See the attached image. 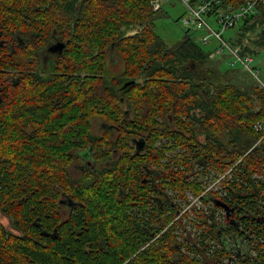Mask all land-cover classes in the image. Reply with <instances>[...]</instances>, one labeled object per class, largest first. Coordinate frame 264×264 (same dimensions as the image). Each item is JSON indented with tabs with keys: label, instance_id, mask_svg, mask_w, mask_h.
Here are the masks:
<instances>
[{
	"label": "trees",
	"instance_id": "16d2710c",
	"mask_svg": "<svg viewBox=\"0 0 264 264\" xmlns=\"http://www.w3.org/2000/svg\"><path fill=\"white\" fill-rule=\"evenodd\" d=\"M160 10L152 0H0V264H224L212 213L194 206L203 229L193 237L176 219L217 178L209 192L258 227L264 264V86L238 82L196 30L169 44ZM241 23L226 38L253 54L245 42L259 27L253 42L264 45V4ZM57 40L62 53L43 65L40 50ZM113 57L122 67L111 74ZM81 149L102 161L87 176L71 170Z\"/></svg>",
	"mask_w": 264,
	"mask_h": 264
},
{
	"label": "flooded vegetation",
	"instance_id": "af4514ba",
	"mask_svg": "<svg viewBox=\"0 0 264 264\" xmlns=\"http://www.w3.org/2000/svg\"><path fill=\"white\" fill-rule=\"evenodd\" d=\"M58 41V40H57ZM55 42H49V44L42 48L40 50V62L43 65H46L52 58H54L56 55L61 54L62 52L53 51L51 48L53 44L57 43ZM63 42V41H58ZM3 44V40L0 39V45ZM36 48V45L34 46ZM3 56L0 53V63ZM1 74H3V69L0 65V89L2 88V84L4 83V78L1 77ZM14 76H11V80L14 81ZM95 126H97L99 131H101V123L95 122ZM137 139V138H136ZM136 139H134V148L136 149ZM79 157L75 160V162L71 166V170L74 174L80 175L84 171L85 176L91 173L90 169L96 170L98 166L102 165V161H97V158H93L90 153L87 152L86 149H81L75 151ZM82 158L83 164H79L78 162ZM80 168V169H79ZM222 175V174H221ZM219 179L217 178L215 181H212L210 179L205 180V184L207 187L203 192H201L199 195L191 194L190 196H194L198 205V208L204 207L207 212L212 213L213 219L218 220L217 229L220 233V238H222V243L224 247H226V257L223 259L224 264H257L258 263V254H259V234H258V227L256 226H248L245 227L242 224L241 219L239 216H237V211L234 207V205L228 203L226 200H223L221 197L215 196L213 193H210L209 190L213 187L218 186ZM217 182V184H216ZM217 185V186H216ZM215 188V190H216ZM201 195H208V197H211V199H208L207 197L206 202L205 200H201ZM67 197L61 198V201L63 202V208L62 213L65 215L69 212V210L72 207L71 202L73 200L70 199V201L66 200ZM191 201V198H189ZM217 201H221L227 205L224 206L222 204H218ZM193 210L196 211V208L193 206ZM181 213L178 211L176 214V219L178 220V224L180 221ZM262 215V214H258ZM264 217V214H263ZM192 222V221H191ZM194 224V222H192ZM180 232L183 231V227ZM203 229L202 227L199 229L194 227L193 232H190L191 235L194 234L197 230Z\"/></svg>",
	"mask_w": 264,
	"mask_h": 264
},
{
	"label": "built area",
	"instance_id": "2783aa9c",
	"mask_svg": "<svg viewBox=\"0 0 264 264\" xmlns=\"http://www.w3.org/2000/svg\"><path fill=\"white\" fill-rule=\"evenodd\" d=\"M189 14L184 16L188 29H201L202 44L212 47L211 57H225L227 64L233 66L241 63L255 77L259 76L258 67L253 64L251 53L242 54L225 36L226 30L236 26L243 19L257 12L258 5L264 0H182ZM155 9L161 8V0H152ZM261 84V83H260ZM261 86H264L262 84ZM255 128H263L261 122Z\"/></svg>",
	"mask_w": 264,
	"mask_h": 264
},
{
	"label": "rangeland",
	"instance_id": "374dc122",
	"mask_svg": "<svg viewBox=\"0 0 264 264\" xmlns=\"http://www.w3.org/2000/svg\"><path fill=\"white\" fill-rule=\"evenodd\" d=\"M161 6L162 7L160 8L161 10L159 13L160 15L156 19V30L169 44H173L183 38L184 32L188 27L184 23V19H183L184 16L189 14L188 8L182 0H161ZM240 26H241V22H239L236 26L227 29L225 36L237 34ZM256 28L257 29L254 30V32L251 35V39L247 40L249 37L246 38L245 43L248 44L250 47L257 49L256 52L253 53V56H254L253 64L258 67L259 76L255 77L250 72L246 73L244 71L246 70V68L241 63L233 65V67L239 69V71L235 72L239 77L238 82L245 83V81H247V82L252 83V84L248 83V85L257 84L261 86L262 84H264V45H260L259 42L258 44H255L253 42L255 39H257L259 31L261 30L259 29V27H256ZM196 31L198 34L197 39L202 44L203 42L200 40V34L202 33V30L198 29ZM114 59L115 58L113 57L112 60L114 62H112L111 60H109L108 62V69L111 74L113 72L119 71L122 67L121 63L116 62ZM213 61L216 62L220 60L213 59ZM230 66L231 65H229L228 68H230ZM223 67L227 68L226 65H223ZM247 74H249L250 76ZM230 75H233V73H231ZM98 129L99 128L95 126V130L99 131ZM178 150L182 151L181 148H178ZM166 151H168L169 153L173 152L171 149L170 150L166 149ZM81 161H82V158L80 159L78 163L82 165L83 162ZM226 171H229V169H227ZM226 175L227 174H222L223 177H225ZM194 196H190L191 201L188 204H186L184 208L182 209V211L180 212L181 217H180L179 225L180 227H183V231H184L183 233L186 234L185 235L186 237L188 235L190 237L194 236V235H191L190 233V232H193V229L195 227V225H193L191 221L193 218L198 219V214L196 213L195 210H193V206L198 208L199 204L197 203L195 199L196 196L195 197ZM66 214L67 213L65 211V215ZM2 219L8 228H12L11 221L9 220L7 216L4 215ZM196 227L198 228V226ZM182 236L183 235H181V237ZM191 241H194V240L192 239ZM211 260L212 262H214V259H211ZM220 264L222 263L220 262Z\"/></svg>",
	"mask_w": 264,
	"mask_h": 264
},
{
	"label": "water",
	"instance_id": "95a60500",
	"mask_svg": "<svg viewBox=\"0 0 264 264\" xmlns=\"http://www.w3.org/2000/svg\"><path fill=\"white\" fill-rule=\"evenodd\" d=\"M65 47V42H57L55 44H53L52 46V50L53 51H58V52H62L63 48ZM134 82V80H132ZM130 81L126 82L125 85L129 84ZM146 141L143 137L137 138L136 139V150L137 151H141L144 147H145ZM218 204H222L224 206L227 207V205L221 201H217Z\"/></svg>",
	"mask_w": 264,
	"mask_h": 264
},
{
	"label": "crops",
	"instance_id": "0c3cea01",
	"mask_svg": "<svg viewBox=\"0 0 264 264\" xmlns=\"http://www.w3.org/2000/svg\"><path fill=\"white\" fill-rule=\"evenodd\" d=\"M258 11V10H257ZM242 24V23H241ZM225 63H226V61H225ZM229 65V64H228Z\"/></svg>",
	"mask_w": 264,
	"mask_h": 264
}]
</instances>
